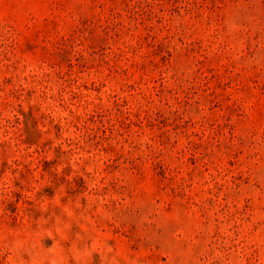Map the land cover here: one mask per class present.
<instances>
[{"label":"rangeland","instance_id":"1","mask_svg":"<svg viewBox=\"0 0 264 264\" xmlns=\"http://www.w3.org/2000/svg\"><path fill=\"white\" fill-rule=\"evenodd\" d=\"M0 264H264V0H0Z\"/></svg>","mask_w":264,"mask_h":264}]
</instances>
